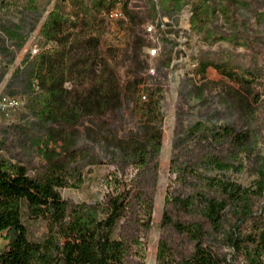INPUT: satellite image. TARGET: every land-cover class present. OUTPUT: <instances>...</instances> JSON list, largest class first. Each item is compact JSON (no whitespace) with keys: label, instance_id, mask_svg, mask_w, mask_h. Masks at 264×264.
I'll list each match as a JSON object with an SVG mask.
<instances>
[{"label":"trees","instance_id":"obj_1","mask_svg":"<svg viewBox=\"0 0 264 264\" xmlns=\"http://www.w3.org/2000/svg\"><path fill=\"white\" fill-rule=\"evenodd\" d=\"M190 4L188 41L196 35L208 46L226 43L244 53H193L181 96L186 103L217 97L237 117L189 129L200 147L196 155L178 156L176 140L158 264H238V256L264 264V164L249 186L205 173L240 171L233 160L253 153L262 133L264 0ZM183 5L162 0L160 8L179 13ZM118 6L122 15L112 18ZM29 8L37 9L34 0ZM243 9L255 11L251 33L239 28ZM157 14L154 0L143 7L131 0H56L49 11L37 52L25 54L10 80L24 81L25 107L34 120L24 152L7 149L0 139V232L7 240L0 264H142L163 144L166 83L144 56L150 44L144 26ZM23 24L7 30L17 49L27 39ZM159 34L164 48L178 45V16ZM172 61L169 49L157 58L158 70H169ZM210 68L219 80L208 77ZM101 164L113 167L102 200L63 196V188H80L92 166ZM25 219L46 222L41 240L30 238Z\"/></svg>","mask_w":264,"mask_h":264},{"label":"rangeland","instance_id":"obj_2","mask_svg":"<svg viewBox=\"0 0 264 264\" xmlns=\"http://www.w3.org/2000/svg\"><path fill=\"white\" fill-rule=\"evenodd\" d=\"M36 10H30L29 0H0V73L5 72V76L0 83V139L6 142V147L15 153L24 152L23 148L29 145L28 133L32 131L34 117L25 107L24 81H10L13 72L20 66L22 59L28 51L37 48L39 29L53 8L56 0H34ZM131 3L138 7H143L145 0H131ZM191 0H184V5L179 13H164L161 15L164 21L171 22L177 15L179 18L180 35L178 45L172 46L169 43L166 48L162 41L157 40L156 35H147L150 44L157 46L159 54L153 58H148L146 48L144 56L149 60L152 73H156L159 80L165 81V98L161 101V109L164 114L163 144L159 156V172L157 187L154 198L153 224L148 233L146 241L145 258L142 264H158L157 252L158 243L163 233L161 220L164 210L165 196L168 184L175 177L170 170V162L175 156L174 144L178 138L179 147L177 155L181 158L198 154L199 144L195 142V135L189 134L188 130L197 123L202 122L208 126L221 123L222 120H233L237 116L228 110L217 97H212L208 101L199 98H191L188 103L181 96L182 81H189L192 76L193 64L191 55L200 49L211 50L216 54L233 53L238 54V58L244 53L243 49H236L226 43L208 46L203 43L199 36L193 35L190 41V4ZM254 9H243L239 28L245 33L253 32L255 27ZM23 24V32L27 36L26 42L21 49H17L16 42L7 34L9 27L15 24ZM264 30V29H263ZM171 49L173 61L169 70L157 68V58L169 53ZM158 71V72H157ZM154 73V74H155ZM208 77L212 80H219L220 76L213 68L208 70ZM9 83H12L9 86ZM4 96L17 97L21 100L18 109L2 108L1 99ZM260 117H264L263 115ZM264 120V118L262 119ZM260 121V120H259ZM260 122L256 123L259 125ZM261 134L258 137L255 150L250 155L240 154L233 162L242 165L240 171H218L207 168L205 173L218 177L236 180L244 186H249L258 177V169L264 164V125L262 123ZM176 130L180 133L176 135ZM226 151V150H225ZM7 154L6 151L2 152ZM223 153V150L221 151ZM35 162H39L38 157L33 155ZM113 170L109 164L92 166L91 172L85 176V181L80 188H63L62 194L65 198L74 201L96 202L102 200L107 192L104 184L105 177ZM29 229V236L33 240H41L47 231L46 222L43 219H25ZM5 233L0 232V250L6 245ZM228 250L225 248V251ZM238 264H247L242 256L237 257Z\"/></svg>","mask_w":264,"mask_h":264},{"label":"built area","instance_id":"obj_3","mask_svg":"<svg viewBox=\"0 0 264 264\" xmlns=\"http://www.w3.org/2000/svg\"><path fill=\"white\" fill-rule=\"evenodd\" d=\"M119 2H121L122 0H118ZM157 10H158V14L157 17L153 20V21H149L147 24H145V28H146V33L147 35H156L157 40L160 41V32L162 30H165L167 28V21L163 20L162 17V13H161V8H160V4L162 2V0H154ZM122 15L121 9L118 6L112 13H111V17L112 18H118ZM178 39V38H177ZM37 49H33V53H36ZM146 52H147V56L148 58H153L156 55L159 54V48L155 45L153 46H147L146 47ZM21 106V100L17 97H10V96H4L1 99V107L2 108H14V109H18Z\"/></svg>","mask_w":264,"mask_h":264}]
</instances>
